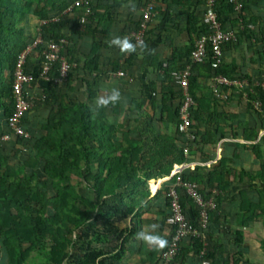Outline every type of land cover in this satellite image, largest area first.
Returning <instances> with one entry per match:
<instances>
[{"label":"trees","instance_id":"16d2710c","mask_svg":"<svg viewBox=\"0 0 264 264\" xmlns=\"http://www.w3.org/2000/svg\"><path fill=\"white\" fill-rule=\"evenodd\" d=\"M77 1L0 0V136L10 135V140L2 142L0 147V264H103L100 259L105 254L104 248L108 245L110 247L114 231H119L118 224L131 216L134 221L140 222V217L149 209L147 205L140 206L150 196L149 182L169 176L172 166L165 170H147L153 162L145 158L144 147L129 140V130L124 131L122 126L112 124V118L125 119V116L136 111L139 118L159 122L165 120L174 124L182 141V146L176 147L174 161L186 162L184 149L190 142L178 130L183 94L181 88L172 81L171 72L178 70L175 64L179 61L191 63L194 39L206 33L203 24L205 0H199L200 10L186 15V32L191 37L194 36L193 43L184 49H178L171 60L165 61L168 64L166 68L164 63L157 68L158 72L164 73L166 79L159 83L163 86L162 92L156 90V85L153 84L155 88H152L150 103L153 110L159 108L154 116L144 113L143 106L138 103H134L129 112H121V103L99 109L98 113L92 111L94 99L105 94L100 86L101 78L120 71L125 74L121 79L130 78L140 50L122 54L113 46L120 53V58H108L100 63L98 51L102 47L113 48L108 44L111 36L105 31L94 29L89 22L99 12L102 13V10L109 14L113 0H106L105 5L100 4L101 0H92V12L87 18L85 30L91 33L94 41L97 39L101 43L107 42L105 45L98 42L91 51V57L88 55L85 61L79 59L77 44L72 42H76V37L80 36L78 22L84 10L74 8L67 12ZM160 1L166 0H158L156 12ZM179 1L180 5H188L192 0ZM242 1L244 8L239 15L229 0H218L217 10L223 28L237 30V40L227 44L224 53L230 45L239 44L241 34L253 33L247 31L251 22L246 16L247 6L253 0ZM76 10L79 11L78 21L74 22L73 27H69L67 17L69 14L75 15ZM31 15L42 23L38 31L41 41L27 57L26 73L41 77L45 62L43 53L52 41L68 42L62 54L70 59L74 67L65 81L55 84L60 64L56 62L53 65L47 74L45 99L38 104L34 103L22 120L24 129L30 135V138L25 139L11 133L8 119L15 108L13 81L19 56L29 46L35 45L38 38L29 26ZM54 18L59 19L54 21ZM240 20H243L244 30L239 27ZM68 33H72L71 37ZM124 34L121 33V36ZM148 34L149 31L146 44ZM131 42L135 43L132 38ZM261 50L264 54V45ZM212 61L209 50L205 62L192 67L189 92L195 106L191 109V130L197 138L202 136L200 129L203 128L204 119L209 118L211 122L223 119L222 113H217L211 110L213 106L210 107L212 103L222 102L215 96L212 87L215 76L221 75L230 81L247 79L250 84L248 88L221 87L222 91L230 92L228 100L224 102L239 97L252 111L258 112L252 104L259 98L257 92L252 91V77L236 71L237 67L227 61L224 63V59L219 69L214 70ZM33 64L39 66L38 71H33ZM4 72L7 76L1 78ZM258 91L264 94L263 90ZM41 107L45 111L43 121L35 124L30 115ZM246 130L254 135L245 138L256 141L257 133L248 128ZM203 141L207 140L204 138ZM257 148L255 146L256 150ZM229 175H232V171L226 169L222 161L209 175L208 193L204 194L200 190L205 200L213 198L217 204L216 209L209 212L208 230L214 226V222L223 225L220 221L224 213L222 196L232 187V183L227 180ZM244 175L248 178L246 183L249 187L241 194L235 222L226 225L227 230L220 229V234L231 236L230 247L234 253H229L228 243L216 241L211 233L208 234L207 242L200 236L190 235L179 242L177 256L171 264L187 244L195 249L197 256L203 253L201 260L209 261L210 264H264V225L260 228L261 232H257L262 240L258 250L244 247L252 243L245 237V229L264 218V169L255 173L242 170L239 178L243 179ZM183 178L196 184L198 182L188 173H183ZM257 181H262L263 186L258 187ZM175 182V178H172L164 185L166 203L160 214L162 225L167 224L170 214V198L167 193ZM153 188L154 191L157 189L155 186ZM176 190L188 222L194 229H197V224L201 228L199 208L187 196L184 188L177 187ZM170 230L168 244L163 251L172 242L175 230ZM260 255L262 257L258 258ZM160 261L161 256L151 264H160Z\"/></svg>","mask_w":264,"mask_h":264},{"label":"crops","instance_id":"0c3cea01","mask_svg":"<svg viewBox=\"0 0 264 264\" xmlns=\"http://www.w3.org/2000/svg\"><path fill=\"white\" fill-rule=\"evenodd\" d=\"M101 1L100 4L105 5L106 0ZM147 1L113 0L110 4V15L105 14L102 10V13L99 12L90 20L89 24L93 25L96 30L108 33L111 39L114 36L122 37L121 33H125L124 36H127L131 41V34L136 30L141 20L142 8ZM130 4L135 5V11H132L130 7H126ZM180 4L179 0L159 2L158 11L150 23L147 42L149 51H139V57L135 62L136 66L131 69L130 78L121 79L114 76V74L101 78L100 86L102 90H110L113 87L119 88L122 94L121 112H129L134 103L142 105L143 112L151 116L159 112V108L153 110L150 103L153 84L156 85V88L154 87L156 90L162 92L163 86L159 83H163L166 79L164 73L158 72L157 68L161 63L163 64L168 59L171 60L178 49H184L193 43L194 36L191 37L186 32V15L200 10L199 0H192L188 5ZM78 12L76 10L75 15H68L69 27H73L74 22L78 21ZM246 16L251 22L250 24L255 26L253 30L247 31H253V33L245 32L241 34L239 44L237 46L230 45L225 50L224 63L226 61L230 62V64L237 67L238 70L236 69V71L252 77V86L254 85L252 91L257 92L256 94L259 95L257 101L260 102L261 106L257 109L254 106L255 101L252 104L254 110L259 113L252 111L250 106L239 97H233L228 102L212 103L210 105V107L213 106L211 110L222 113L223 119H216L214 122H211L209 118L204 119L203 128L200 129L202 136L191 144L190 154L188 157L185 156L186 162H183L187 163L184 173H188L197 179V184L204 194L209 191L210 173L217 166H220L222 161L225 163L226 169L232 171V175L227 177V180L232 183V187L227 191V194L222 196L224 213L221 215L220 221L223 225L214 222V226L210 227V230L207 228L204 231L198 224L196 225L197 236L202 237L207 242L208 234L211 233L216 241L220 240L222 243H228L229 253H234L233 248L230 247L231 236L226 237L223 233L220 234V229L227 230L226 225L235 222L240 208L241 194L249 187L246 183L248 178L244 175L242 179L239 178V175L242 170L255 173L264 169V94L258 91L259 88L256 87V83L258 84L264 80V54L261 50L264 45V0H253L247 6ZM58 19L54 18L55 21H58ZM39 23L41 22L39 21ZM79 29L80 36H77L76 42L72 43L77 44L76 49L78 50L79 59L85 61L88 55L91 57V51L96 48V44L101 42L97 39V42L94 41L91 33L85 30L86 28L81 29L80 27ZM68 34L71 37L72 33ZM103 36L107 38L105 34ZM195 41L196 39H194V44ZM105 42L107 41H102L101 44L105 45ZM115 50L114 47L100 48L98 51L99 56H101L100 63L102 64L104 59L108 58L119 59L120 53ZM32 61L36 62V60ZM33 65V71H38L39 66L37 64ZM175 65L179 69L187 64L183 60ZM232 70L235 69L232 67ZM244 80L249 84L247 79ZM47 85V80L42 77H35V80L28 86V92L34 103L38 104L45 99L44 91ZM44 112L42 107L37 112H33L30 115L31 121L35 124L41 123L43 121L42 117L45 115ZM111 123L115 126H122L124 131L129 130V140L140 143L139 147H144L145 158L153 162V165L147 170H165L172 166L170 176L164 177L171 178L175 165L183 164L174 161L176 147L182 146L181 137L178 135L174 124L165 120L159 122L158 120L139 118L136 111L125 116V119L112 118ZM246 128L249 131L254 130L253 133H257L256 141L245 138V136L254 135L249 134ZM204 138L207 140L206 142L203 141ZM212 140L214 142L216 140V142L212 143ZM255 146L258 147L257 150ZM164 178L152 179L149 182L150 196L140 203V206L146 207L147 205L149 209L140 217V222L134 221V217L131 216L118 224L119 231H114L110 247L108 245L104 248L105 254L100 259L103 264H151L155 259L160 258L164 248L162 250L153 249L142 240L137 239L136 234L141 230H149L152 224H158L159 234L166 240L169 239L170 227L165 223L161 224L162 216L160 215L164 211L163 208H165L166 203L164 185L171 180ZM262 183V181H257L256 185L260 187L263 186ZM153 186L157 187L155 191ZM263 224L264 220L261 218L255 226L251 225L248 229L246 228L244 231L245 237L248 239V232L251 227L253 229L256 227L255 233L258 235L257 232H261L260 228ZM184 244H187V242L184 241ZM244 247L247 249L249 244ZM202 255L203 253L201 256H197L195 249L187 244L180 250V254L173 264H201L204 261L201 260Z\"/></svg>","mask_w":264,"mask_h":264},{"label":"built area","instance_id":"2783aa9c","mask_svg":"<svg viewBox=\"0 0 264 264\" xmlns=\"http://www.w3.org/2000/svg\"><path fill=\"white\" fill-rule=\"evenodd\" d=\"M92 0H78L75 4L68 9V12L74 8H82L83 14L79 18V23L81 29L85 28L88 16L91 14L90 2ZM158 0H148L144 7L142 8V17L137 29L132 32L131 38L136 43L137 41H143L145 43L147 33L150 29V23L153 17L156 15V5ZM205 13L203 17V24L206 28V33L201 35L196 39L194 44V49L191 54V63L187 64L184 68L175 70L171 72L172 81L181 88L183 94L182 105L180 109V124L179 132L186 136L188 145L185 146L184 155L186 157L190 154V145L196 140V135L191 130L192 120H191V109L195 106V102L190 95V78L192 76V67L194 64H202L208 58L209 50L212 54V67L214 70L219 69L223 63L224 59V47L227 44H231L237 40V30L235 29H224L223 25L219 19L217 3L218 0H205ZM229 3L233 5L234 10L237 14H241L244 8V3L242 0H229ZM55 21V20H54ZM239 27L242 30L245 29L243 20H240ZM254 25L250 24L247 26L248 30H253ZM37 43L33 46H29L23 53L20 54L17 66L14 72L13 81V95L15 100L14 113L8 119V126L11 133L15 136L22 137L25 139L30 138L29 133L24 129L22 125V120L25 115L33 108L34 101L30 96L27 86H29L34 80L35 75L33 73H26L25 66L27 62L28 55L33 51ZM68 42L66 40H61L59 42L52 41L48 44L47 49L44 51L43 55L45 58L44 66L41 71V77L48 80L47 74L52 69L53 65L58 62L60 64L59 76L55 80V84H60L65 81L69 75L70 70L74 67L70 63V59L62 54V51ZM168 66L164 63V67ZM115 76L122 78L125 77L123 72H118ZM212 87L215 96L226 101L229 96V91H222L221 87H236L244 88L249 85L246 80H235L230 81L226 77L218 75L212 80ZM259 87L264 90V80L258 83ZM255 108L261 106L260 102H256ZM10 140L9 134H4L0 136V147L2 142H7ZM187 163L175 165V170L171 176L172 179L175 178V185L171 187L167 193L170 198V214L167 217V225L175 230L172 238V242L167 250L163 251L161 254L160 264H171L174 258L177 256L179 249V242L190 235H197L196 229H194L188 222L183 206L181 204V198L176 190L177 187L184 188L187 196L192 200V202L200 210V225L203 230H205L209 225V212L215 210L217 204L213 198L205 200L200 192L198 184L194 182L186 181L183 178L184 170ZM158 183V182H157ZM161 184V182H160ZM159 184V185H160ZM201 264H210L209 261H203Z\"/></svg>","mask_w":264,"mask_h":264},{"label":"clouds","instance_id":"9594fccd","mask_svg":"<svg viewBox=\"0 0 264 264\" xmlns=\"http://www.w3.org/2000/svg\"><path fill=\"white\" fill-rule=\"evenodd\" d=\"M126 7H130L132 11H135L134 4L126 5ZM40 41L41 39L39 37L37 38L36 43ZM108 44L110 47L114 46L118 48L122 54L136 53L138 49L140 50V52L149 51L148 45L146 43H144L143 41H137L136 43H132L127 36H124V37L114 36L110 41H108ZM256 85H257L256 86L257 88L263 90L261 87H259L257 83ZM249 86L250 84L245 86L244 88H248ZM121 101H122V94L119 88L113 87L110 90H105V94L98 95L94 99L93 105L91 106V108L94 113H98L99 109H106L109 106H115L116 104L121 103ZM256 102H259V101H255V103ZM196 140H197V136H196ZM196 140L194 142H196ZM158 229H159L158 224H152L150 225L149 230H141L140 232L136 234V237L137 239L145 242L149 247L156 249V250H162L163 248L167 246L168 241L162 235L159 234Z\"/></svg>","mask_w":264,"mask_h":264},{"label":"rangeland","instance_id":"374dc122","mask_svg":"<svg viewBox=\"0 0 264 264\" xmlns=\"http://www.w3.org/2000/svg\"><path fill=\"white\" fill-rule=\"evenodd\" d=\"M29 23H30L29 26L31 28V31L33 32V34H35V36L38 37V30H39V26H40L41 23H39L38 19L35 18L32 15L30 16ZM28 30H29V28H28ZM5 67H6V65H4V71L6 70ZM5 73L6 72L1 74V78H6L7 74H5ZM253 225L255 226L256 223H254ZM255 228L253 229L251 227V229L248 232V239H250V241L252 242V243L249 244V247H251V248L253 247V250H258V248H259L258 246L262 242V240H261V238L259 239V236L255 233ZM261 257H262L261 255L258 256V258H261Z\"/></svg>","mask_w":264,"mask_h":264}]
</instances>
